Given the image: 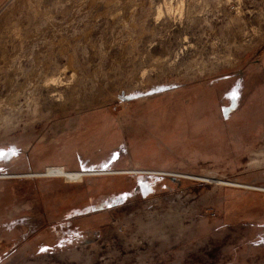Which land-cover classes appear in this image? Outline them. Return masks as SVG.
Wrapping results in <instances>:
<instances>
[{
	"label": "rangeland",
	"instance_id": "obj_1",
	"mask_svg": "<svg viewBox=\"0 0 264 264\" xmlns=\"http://www.w3.org/2000/svg\"><path fill=\"white\" fill-rule=\"evenodd\" d=\"M0 150V264H264V0H0Z\"/></svg>",
	"mask_w": 264,
	"mask_h": 264
},
{
	"label": "bare ground",
	"instance_id": "obj_2",
	"mask_svg": "<svg viewBox=\"0 0 264 264\" xmlns=\"http://www.w3.org/2000/svg\"><path fill=\"white\" fill-rule=\"evenodd\" d=\"M88 174L89 173L84 172V171H65L63 168H52V167L48 168L44 172L37 173L38 176L44 177V176L53 175V176H57V177H62V178H64L67 181L81 180L84 176H86Z\"/></svg>",
	"mask_w": 264,
	"mask_h": 264
},
{
	"label": "snow or ice",
	"instance_id": "obj_3",
	"mask_svg": "<svg viewBox=\"0 0 264 264\" xmlns=\"http://www.w3.org/2000/svg\"><path fill=\"white\" fill-rule=\"evenodd\" d=\"M235 96H236V93L233 92V93H232V98L235 99ZM12 154H14V152H13ZM6 155H8V153H5V152H3L2 150H0V158L5 157ZM114 158H115V157H113V159H114ZM105 167H106V165H105ZM41 251H46V249H43V248H42Z\"/></svg>",
	"mask_w": 264,
	"mask_h": 264
}]
</instances>
